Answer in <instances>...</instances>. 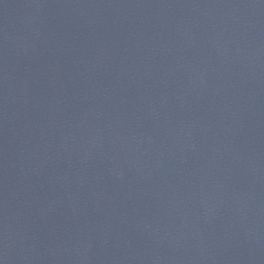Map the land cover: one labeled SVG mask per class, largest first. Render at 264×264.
<instances>
[{
	"label": "water",
	"instance_id": "water-1",
	"mask_svg": "<svg viewBox=\"0 0 264 264\" xmlns=\"http://www.w3.org/2000/svg\"><path fill=\"white\" fill-rule=\"evenodd\" d=\"M0 264H264V0H0Z\"/></svg>",
	"mask_w": 264,
	"mask_h": 264
}]
</instances>
